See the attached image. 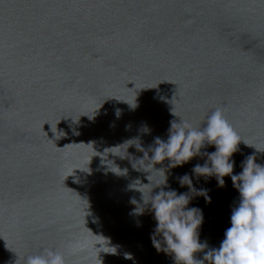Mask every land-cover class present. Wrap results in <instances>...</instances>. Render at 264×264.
<instances>
[{"label":"water","instance_id":"obj_1","mask_svg":"<svg viewBox=\"0 0 264 264\" xmlns=\"http://www.w3.org/2000/svg\"><path fill=\"white\" fill-rule=\"evenodd\" d=\"M218 106L247 144L233 174L248 155L264 165V0H0V264L81 237L102 247L68 264H175L151 206L135 212L164 179L138 144L166 141L170 121L202 129ZM205 159L155 168L165 191L188 192L185 173L209 190L187 207L218 247L239 193L195 177Z\"/></svg>","mask_w":264,"mask_h":264},{"label":"clouds","instance_id":"obj_2","mask_svg":"<svg viewBox=\"0 0 264 264\" xmlns=\"http://www.w3.org/2000/svg\"><path fill=\"white\" fill-rule=\"evenodd\" d=\"M225 113L224 106L216 107L207 116L202 129L193 128L186 121H170L166 141L156 137L154 145L147 151L138 144L144 153L143 158L137 160L142 164V170L160 173L164 179L153 187L160 188L157 193L153 194L151 189L150 199H144L143 192L139 190L143 205L136 207L135 212L143 214L144 208L151 206L156 222L153 246L157 251L170 253L175 264H264V165L256 163L254 154L248 155L239 165L242 170L233 174L236 163L232 159L233 154L238 151L241 142L247 144ZM206 146H214L215 151L201 152ZM194 156L206 157L203 165L197 163L193 166L191 171L195 177H204L205 180L214 177L218 187H224V177H230L239 193L235 206L231 208L230 227L224 231V238L218 247H209L206 241H199L202 212L199 208L187 207L195 196H203L206 203H210L209 190L193 187L192 178L187 173L178 179L182 187L188 186V192L178 195L175 190L165 191L160 187L166 186V168L157 169L156 164L167 160L168 168L182 166ZM133 202L136 203L135 200ZM157 233L163 240L162 249L160 240L154 239ZM102 244L103 241L81 237L56 249L45 248L40 253L29 255L25 264H68L70 256H80L93 247L97 248L96 245L102 247ZM198 253H202L200 258Z\"/></svg>","mask_w":264,"mask_h":264}]
</instances>
